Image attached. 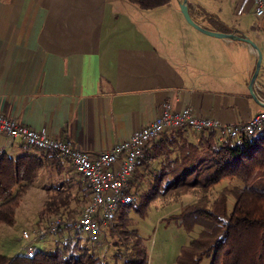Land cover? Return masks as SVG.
I'll return each instance as SVG.
<instances>
[{
  "label": "crops",
  "instance_id": "obj_1",
  "mask_svg": "<svg viewBox=\"0 0 264 264\" xmlns=\"http://www.w3.org/2000/svg\"><path fill=\"white\" fill-rule=\"evenodd\" d=\"M181 2L144 10L128 0H0V111L92 154L148 124L165 100L176 110L192 106L223 123L248 120L264 109L249 89L257 49L196 29L184 18ZM188 5L202 26L211 25L206 12L216 14L258 45L263 57L254 91L262 101L264 17L254 14L253 2ZM15 144L24 145H10L0 132V154ZM160 164L145 160L131 189L143 190ZM46 168L57 179L46 189L61 185L83 203L89 199L90 189H81L71 161L52 160ZM22 250L35 251L27 240L15 254Z\"/></svg>",
  "mask_w": 264,
  "mask_h": 264
},
{
  "label": "trees",
  "instance_id": "obj_2",
  "mask_svg": "<svg viewBox=\"0 0 264 264\" xmlns=\"http://www.w3.org/2000/svg\"><path fill=\"white\" fill-rule=\"evenodd\" d=\"M128 1L151 10L171 0ZM206 16L211 25L204 27L237 32L216 14L206 12ZM38 150L41 154L15 157L6 151L0 154V227L16 223L17 210L28 189L50 161L61 160L54 152ZM145 154L143 163L147 159L161 162L151 178L152 186L143 191L130 188L139 201L122 204L114 227L101 230L103 241L111 240L126 252L122 261L118 259L122 252H116L114 264H149L148 246L134 226V214L144 217L155 200L198 191L204 194L162 218L172 220L191 235L177 257V264H202L205 258H210V264H264V188L255 185L264 177V127L261 133L223 140L213 130L196 134L189 128L176 127L152 140ZM227 178L237 179L241 185L223 188L214 197L209 195ZM79 182L81 189H90ZM50 190L46 206L40 212V218L47 219L46 222L52 215L66 214L73 202L79 204L84 199L61 185ZM69 223L61 227L69 229ZM47 229L51 230V225ZM80 233L76 230L63 242L58 240L55 249L34 251L33 255L22 251L14 255L0 252V264H110L98 254L99 244H104L101 236L97 242L82 244Z\"/></svg>",
  "mask_w": 264,
  "mask_h": 264
},
{
  "label": "built area",
  "instance_id": "obj_3",
  "mask_svg": "<svg viewBox=\"0 0 264 264\" xmlns=\"http://www.w3.org/2000/svg\"><path fill=\"white\" fill-rule=\"evenodd\" d=\"M250 1L254 5V14L264 17V0ZM176 127L189 128L196 134L213 130L219 140L235 138L241 134L261 133L264 127V109L248 120L223 123L217 118L199 115L192 106L176 110L170 100H165L152 121L136 129L129 138L94 154L80 148L70 139L56 138L0 111V132L7 136L10 145L19 143L54 152L58 157L71 161L76 167L81 182L90 188V196L73 227L79 232L88 233L91 242L100 239L102 229L109 230L114 227L122 204L137 200V195L130 192L131 178L144 161L147 145L166 130ZM59 227V220L51 224V230L55 231ZM47 232L46 228H38L34 233L30 230L24 231L23 236L30 244L43 239ZM28 254L33 255L34 250H29Z\"/></svg>",
  "mask_w": 264,
  "mask_h": 264
},
{
  "label": "rangeland",
  "instance_id": "obj_4",
  "mask_svg": "<svg viewBox=\"0 0 264 264\" xmlns=\"http://www.w3.org/2000/svg\"><path fill=\"white\" fill-rule=\"evenodd\" d=\"M5 145V143H4ZM9 155L16 156L17 153H37L41 154L40 150L33 146L23 145L19 146L15 144L14 147L4 146V149ZM255 183L259 188H264V177ZM57 179L51 174L50 169L44 168L39 174L38 178L28 189L20 206L16 213V223L14 225H2L0 227V252L8 255H14L17 250L24 245L27 239L22 237L23 231H34L38 228H47L56 220L60 221V227L65 226L67 222H72L69 229L63 228V231H51L49 230L43 239H38L31 243V248L38 250H53L58 245V240L64 241L65 238L73 235L76 229L73 227L77 215L81 212L84 205L83 200L79 201V204L73 202L70 205L69 211L66 214L52 215L49 222L47 219H41L40 212L46 206L48 196L52 192L47 191L46 187L56 183ZM81 181V180H80ZM83 184V182H82ZM148 185V186H147ZM237 179L227 178L219 182L212 191H209V195L215 196L223 188H233L240 186ZM59 186V185H58ZM152 186V179L144 183V189ZM142 188V189H143ZM143 189V190H144ZM141 190V191H143ZM50 192V193H49ZM204 193L191 192L183 196H170L167 199L155 200L150 203L147 214L144 217L134 214V226L139 229L140 234L145 238L146 244L149 250V264H177V257L182 247L189 243L191 235L181 226H177L170 219H162L168 216L173 211L180 208L183 203H188L196 200ZM136 195V194H135ZM233 199L229 201V208H232ZM139 201V196L137 200ZM77 216V217H76ZM74 217V219H72ZM41 220V221H40ZM41 222V223H40ZM80 242L82 244H90L88 241V233L81 232ZM103 237H101V240ZM106 241V240H105ZM103 241L104 244H99L98 254L108 261L110 264H114L116 259V252H122V255H118L120 261L125 258L126 252L123 246L113 245L112 241ZM120 248V249H119ZM27 250H22L26 253ZM202 264H210V258H205Z\"/></svg>",
  "mask_w": 264,
  "mask_h": 264
},
{
  "label": "water",
  "instance_id": "obj_5",
  "mask_svg": "<svg viewBox=\"0 0 264 264\" xmlns=\"http://www.w3.org/2000/svg\"><path fill=\"white\" fill-rule=\"evenodd\" d=\"M180 9H181V12H182L184 18L186 19V21L190 25L195 27L196 29L200 30L201 32H204L208 35L220 37V38H234V39L243 40V41L248 42L254 48L257 49L258 60H257L255 71H254V73L251 77L250 83H249V89H250L251 95L255 98V100L259 101L262 105H264V102H262L259 99L256 92L254 91V84H255L256 78L259 74L261 63H262V57H263L262 51L260 50L258 45L251 38H249L247 36H241V35H238L234 32H224V31L212 30V29H209V28L202 26L197 21H195L194 18L192 17L190 10H189L188 0H182V2L180 3Z\"/></svg>",
  "mask_w": 264,
  "mask_h": 264
}]
</instances>
